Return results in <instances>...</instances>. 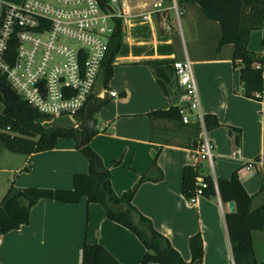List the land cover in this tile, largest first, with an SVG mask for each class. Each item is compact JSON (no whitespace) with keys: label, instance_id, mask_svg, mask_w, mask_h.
Returning <instances> with one entry per match:
<instances>
[{"label":"crops","instance_id":"obj_1","mask_svg":"<svg viewBox=\"0 0 264 264\" xmlns=\"http://www.w3.org/2000/svg\"><path fill=\"white\" fill-rule=\"evenodd\" d=\"M0 1L18 4L23 0ZM136 5L135 15L122 26L123 43L113 60V76L108 86L102 79L98 85V89L117 91L118 96L109 97L97 112L103 123L98 121L90 145L109 169L115 192L122 195L136 189L133 204L184 260H192L189 240L200 233L204 256L194 264H235L226 219L228 203L220 196L189 201L182 193V171L187 164L195 165L215 179H229L237 172L247 192L255 195L253 208L261 205L264 164L247 165L260 160L264 151V100L244 95L233 45L217 52L220 24L207 18L198 4L182 7L184 19L176 14L181 34L175 30L174 17L170 19L172 6L166 0H141ZM139 9L145 14H138ZM197 30L213 35V56H203L196 47L188 46L187 33L191 37ZM249 48L262 58L264 73V30L251 33ZM186 57L193 63L202 113L216 115L221 124L208 130L214 146L212 167L195 159L200 132L194 123L149 116L151 111L183 103L178 83L170 95L164 93L152 64L173 66ZM4 108L5 102L0 100V112ZM236 151L240 153L234 154ZM89 166L71 137H59L53 149L31 154L2 149L0 204L26 187L71 189L73 174L86 173ZM253 240L256 258L264 260V230L254 231ZM85 241L104 245L120 264H143L146 247L140 238L107 218L99 203H89L86 198L77 204L39 200L31 209L29 223L0 236V264H82Z\"/></svg>","mask_w":264,"mask_h":264},{"label":"trees","instance_id":"obj_2","mask_svg":"<svg viewBox=\"0 0 264 264\" xmlns=\"http://www.w3.org/2000/svg\"><path fill=\"white\" fill-rule=\"evenodd\" d=\"M173 2V0H166ZM179 7L198 4L206 17L217 21L221 27V37L216 47L221 52L225 45H233V61L240 62V81L244 95L249 98L264 100L263 60L249 48L251 33L264 30V0H176ZM161 21L160 13H157ZM161 31H165L164 28ZM123 43L122 24L119 21L111 37L109 51L104 62L102 81L108 86L113 76V60ZM157 80L167 95L177 85L174 68L170 63H153ZM257 93L261 95L258 96ZM0 100H3L0 94ZM152 120H171L182 122L178 106L159 109L149 113ZM86 110L76 117L83 122ZM208 130L221 124L214 114H205ZM51 117L39 112L21 97L11 103H5L0 112V150L8 149L16 153L31 154L51 150L57 138L71 137L76 147L89 161L88 172L73 174L74 187L71 189L26 187L0 204V236L21 225L29 223L32 207L41 199L55 200L63 203L77 204L83 198L89 203H99L105 209L107 218L122 224L136 234L146 247L142 258L143 264H194L204 256V244L200 233L190 237L189 245L192 260L186 261L173 247L171 242L160 233L152 221L143 215L133 204L136 189L118 195L111 182V173L104 165L101 156L91 147L90 142L95 132H84L75 125L49 123ZM53 121V120H52ZM186 125V124H184ZM198 133L199 123H194ZM203 176L206 187L198 182ZM145 177L141 179V182ZM202 188V196L215 198L220 196L224 203L235 201L236 213H227L226 219L233 247L235 264H264L255 255L253 232L264 230V202L253 208L255 195H250L243 186L239 175L234 172L231 178L215 179L211 174H203L195 166L187 164L182 171V193L189 201L195 198L197 190ZM263 189H261L262 191ZM82 264H120L115 256L100 243L84 242Z\"/></svg>","mask_w":264,"mask_h":264},{"label":"built area","instance_id":"obj_3","mask_svg":"<svg viewBox=\"0 0 264 264\" xmlns=\"http://www.w3.org/2000/svg\"><path fill=\"white\" fill-rule=\"evenodd\" d=\"M139 1L23 0L18 4L0 1V76L18 97L50 116L48 122L55 117H71L76 121L75 117L90 102L104 100L107 93L109 97L118 96L117 91L98 89V85L117 23L120 21L123 26L128 17L134 16L133 9ZM172 9L178 17L183 13L176 0ZM139 10L138 14H145ZM173 68L182 89L183 103L179 106L182 122L200 125L195 159L212 167L214 146L200 108L193 63L186 57L176 60ZM256 163L264 164V151L261 159L249 163L247 168ZM198 182L206 187L203 176L198 177ZM202 194L199 188L191 202Z\"/></svg>","mask_w":264,"mask_h":264},{"label":"water","instance_id":"obj_4","mask_svg":"<svg viewBox=\"0 0 264 264\" xmlns=\"http://www.w3.org/2000/svg\"><path fill=\"white\" fill-rule=\"evenodd\" d=\"M0 94L3 98V101L7 104H11L18 99L17 93L10 87V85L0 76ZM109 98V93L106 94V97L102 101H92L88 104L86 108V117L85 120L79 125V128L84 132H95L98 126V118L96 114L100 111L105 101ZM229 135L233 136V131L229 130ZM235 143L238 145L239 138L235 137ZM228 209L230 213L237 212V206L235 201L228 202Z\"/></svg>","mask_w":264,"mask_h":264},{"label":"rangeland","instance_id":"obj_5","mask_svg":"<svg viewBox=\"0 0 264 264\" xmlns=\"http://www.w3.org/2000/svg\"><path fill=\"white\" fill-rule=\"evenodd\" d=\"M167 5L173 6V2L166 1ZM180 10L183 12L182 15L180 16L181 19H184V10L180 8ZM174 17V27L175 30L181 34L182 26L179 20L177 19L176 12L174 9H172L170 13V19ZM187 33V42L188 46L192 49L195 48L201 53L203 56H213L215 54V45L213 44V35L211 36L210 33H206L201 30H197V32L194 33V36L188 37ZM196 36V37H195ZM195 37V38H194ZM193 38V39H191ZM187 45V43H186ZM99 125L103 123V118L97 114ZM58 122L63 125H80L78 124L73 118L71 117H55L51 123ZM50 123V122H49ZM78 127V126H77Z\"/></svg>","mask_w":264,"mask_h":264}]
</instances>
